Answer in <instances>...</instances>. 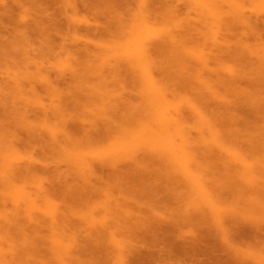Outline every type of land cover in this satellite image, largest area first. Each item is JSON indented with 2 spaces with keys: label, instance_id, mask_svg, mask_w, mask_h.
Returning a JSON list of instances; mask_svg holds the SVG:
<instances>
[{
  "label": "rangeland",
  "instance_id": "1",
  "mask_svg": "<svg viewBox=\"0 0 264 264\" xmlns=\"http://www.w3.org/2000/svg\"><path fill=\"white\" fill-rule=\"evenodd\" d=\"M82 1L83 0H0V257L2 258L0 259V264H59L62 257V262L65 263L68 261L69 264L72 262L73 264H191L190 259H192V264H194L193 255L195 253V248L193 249L192 243L190 244V241H187L186 244L188 245H186V247L184 246V249L183 246L179 247L177 242L181 240L182 237L184 238V236L191 239L196 234L199 235L209 231L207 230L208 227L206 228L208 219L210 218L207 217L208 213L210 214V212H208L210 208L208 210L209 205L207 204H209L211 199H209L207 202H205V199L212 196L218 201L221 199H218L221 194L217 196V193H222V191H224L222 189H226L221 188L223 185H219V188L222 191L218 189L219 192H216L217 189H214L216 193H213L214 190L211 191L212 189H208V187H210L208 185L212 184V180H214L213 178L215 177L209 176L214 175L216 178L221 176L220 174L227 170V168L224 169L223 162H228L227 164H229V162L232 161L230 160V155L232 154V158L234 155H238L239 157L241 156V158L242 156L245 157L246 155V157L243 158L249 162V164H264V65H260L261 63L258 64V58H260V62L264 64V48L258 50V47L261 48L264 46L262 44L261 47L259 46V44L262 42L259 40V36L257 35L258 33L259 35L261 33V39L264 41V0H234L235 2L231 0L232 3L230 0H222L221 2L224 1L223 4L228 3L229 5V3H231V5H227V7L225 6L227 11H235L237 9L236 7L238 6L240 12L241 10L243 11V13L241 12L237 14V12H239L237 9L238 11L230 14L233 17L237 15L238 18L244 16L241 19L236 18L235 20L237 21L235 22L233 21L234 24L232 25L235 28L231 27L230 29H232V32L230 33L229 31L231 30L226 29L225 26H223L221 23L219 24L218 22L217 27L219 25L221 28H211L215 27L212 22V19L213 17L215 18V15H209L211 12L209 13V10H207L206 7L203 8L202 6L204 4H200L199 0H118V2H116L117 4L114 3L117 5L115 7L116 9L108 8V10L104 7H108L109 3H105L104 0H101L102 2L100 0H91V2L95 1V3L100 7H95V5V8H90V10L88 7L83 5ZM111 2L114 1L112 0ZM110 6L112 5L110 4ZM222 8L224 9V6ZM101 9H103V12ZM97 10L101 12L99 13ZM203 14L206 15L207 18H205ZM247 14L249 17H251L250 23L252 20L254 26L258 25V28L256 27L259 31L257 34L255 33L256 31L254 32V30L251 28L252 23L249 24L247 21L245 22L246 19L249 21ZM145 15L146 17H144ZM202 17L204 20L200 19ZM205 19L206 23L211 22L210 24L208 23L210 27L206 26L204 24L205 22L203 23ZM239 21L245 24L244 27L245 29L247 28L248 32L244 31L245 29H240L237 26L238 23L240 25ZM256 21L259 23L256 24ZM35 22H39L38 25ZM195 25L198 26V29H200L199 26L201 29L204 27V29H202V34L204 37L207 35L206 39L209 37V39H211L215 31H224L227 34L226 37L228 36L231 40L230 42H233V45H231V47L233 46L232 49L224 46L225 39L222 46H214V48L219 47L216 50H211L209 48L212 46V44H209V41L204 40L205 43H203V38H200V41H202L199 43V34L201 33L198 34L197 32L196 35L190 34V32L194 33V29L197 27ZM89 26H93V28L95 27L98 30H87L86 28H89ZM193 26L195 27L193 28ZM32 28L34 29L32 30ZM236 28H239L244 36L246 35V42H243L244 38ZM136 31L140 33H136ZM233 31L238 33L234 34ZM141 33L145 38L143 35L141 38L139 37V34L141 35ZM251 33L254 36H248L249 34L251 35ZM229 34H231L232 37ZM172 35H176V42H174V44L170 42ZM217 35V38L214 39H217L218 43H222V34H220V37L219 34ZM236 35L241 37V46H243V44L245 45V43L248 44L249 42V48L252 43H255L253 44V47L251 46L252 49H244V47L247 45L244 47L237 45V43L239 44V41L237 42L236 39L238 36L236 37ZM177 37L178 39L180 38L181 41H179ZM254 37L256 40H253ZM133 38L134 40H132ZM137 38L141 41H139ZM142 38L144 39L143 41L146 40V42H143ZM131 41H133V43ZM234 41L235 43L237 42L236 45ZM159 42L161 44L162 42L164 43L161 45ZM141 43H146L148 47H150L149 45H152V48L155 47V49L151 48L152 51L150 50L151 53L154 52L152 53V60L154 59V61H151V63L149 61L148 66L146 63L149 59L143 60V62H140L137 59H135V61L133 59L130 60L133 55L134 57L136 56L135 54L138 52L141 45L145 46V44L143 45ZM234 46L236 48H234ZM254 46L257 51L253 49ZM226 49L230 50V52L233 50V55L236 57H239L240 55L237 56V53H240L241 57H239V59L236 57H230L231 54L227 52ZM126 50L130 52L129 54L131 56L128 55L129 57H126L127 54L125 53H128ZM249 50L251 53H249ZM246 52L248 54H246ZM257 55L259 57H257ZM199 56H201V58L204 57L207 61L208 66L206 69L201 68V66L203 68H205V66L201 63ZM144 65L148 68H151L155 73L153 74L151 71H149L151 69L148 70ZM143 68L152 73V76L154 77L153 79L156 77V81H158L157 84L160 82V85L162 86L161 89H163L165 94V99L167 97L169 101L167 99L166 101L171 105L165 103V100L164 104L162 103L163 100L160 101L161 99L157 96L158 92L154 87H152L154 85H149L151 84L149 80L152 78H147V73H145L146 76L143 75ZM217 74H219V76H217ZM201 78L202 80L204 79L207 81L208 85L211 87H208L207 89L208 85H203L202 83L205 81H202ZM198 79H200V81ZM220 80H228L229 83L223 84L224 82H221ZM213 94H215L216 97ZM202 96L203 98H201ZM204 97L206 99H204ZM148 99H153L152 103H150L151 100ZM173 102L174 104L172 105ZM190 103L197 106L199 108L198 110H201L199 114H201L202 117L199 114L190 111ZM245 104L247 106H245ZM168 105L171 107V112L173 111L172 106L175 105L174 109L175 107L177 109L179 108L181 113H184L182 115L183 124L185 127H188L189 131V133H187L188 138L186 139L189 142L186 140L182 141L181 134L178 135V130H176V132L172 131L173 136L171 137H174L173 141L175 140V144L179 145L180 147L182 145L187 154V158H192V162L189 160L190 164L197 162L196 168H198V165H201L199 163H203L204 165L206 164V167L211 169L212 175L206 171H203V173L208 176V180L211 181L208 183V180L204 179L206 180V184L208 183L206 185L205 181L203 182V179H201L203 185L208 186L203 188L204 190H202L199 187L200 185H198L200 181L197 183L196 179L194 180L191 175L186 173L183 167L178 163L179 161L182 163L183 157L181 158V161V155H178L179 159L175 162V160L168 154V151L163 149L164 146H166L165 139L162 140L164 144H160L159 142L158 144L160 145L158 146L157 144L155 145L153 141L150 142L149 139L146 142L145 136H143L145 133L140 131L142 125H144L145 128H149L150 126L146 125L151 124L153 120V123L156 122L159 124L157 119L160 116L158 113H160V111L162 113V111L168 109ZM219 105L221 108L229 107L231 110L227 108L226 109L228 111L223 108L221 110ZM58 106H61L63 109L59 108ZM115 106H117L116 109H118V114L116 112L117 110L114 109ZM216 107H218L219 110L216 109ZM111 108L112 110L116 111L111 112ZM149 108L151 113L153 112L152 114L150 112L148 114ZM120 110L123 112V114ZM108 111H110V114ZM46 112L48 114H46ZM56 112L58 114H56ZM174 112L175 111H173V113ZM111 113L114 115L112 114L111 116ZM140 113H142V115ZM155 113L158 115L156 116ZM129 114L130 116H128ZM202 114L206 116H203ZM150 115H152V117ZM233 115H235V117ZM46 116H48V119ZM107 116L110 117V119ZM114 116L116 119H114ZM149 116L151 117V120L149 119ZM106 117L108 119H106ZM188 117V120L190 121L187 120ZM111 120H113V122ZM114 120L119 126L114 124ZM198 120H201L202 124L207 121V124H213L212 126L217 127L216 129L213 127L215 129L213 130L215 132L218 131L221 133V141L223 140L224 146H219L221 143L217 144L214 142V136L212 133H210L211 130H207L206 127L208 126H205L206 123L202 125ZM75 121L82 124L84 123L85 126L87 125L85 128L89 127L88 122L89 124H93L95 122L94 124L96 126L94 125V128L97 129V132L99 131V133L96 132L99 137L94 132L95 135L92 138V134L90 132L88 134L87 132V139H84L85 133L82 135V132L80 131L82 128L79 127V131H75L76 128L73 129L72 122ZM147 121L149 124L146 123ZM76 122L73 123V125L76 124ZM104 123L107 125V129ZM82 124H80V126ZM196 124H198V126ZM199 124L200 126L202 125L200 130H198ZM108 125H110L109 128ZM90 127L93 128V125ZM110 127H113L114 129ZM155 127L156 126L153 124L151 129H154L153 131H158ZM189 127L191 129H189ZM95 129L92 131H96ZM110 129H112L113 132ZM122 129L126 132L122 133ZM119 130L120 132H118ZM128 130L133 131V136H131V131ZM66 131L67 133L70 132L71 135H66ZM134 132L135 135L137 134L136 138ZM128 133L131 136L130 138L128 136L126 138H129V143L121 141V135H128ZM90 134L91 137H89ZM52 138H54V142L57 143H51V141H53ZM184 138H186V135L183 137V139ZM206 138L209 140L211 138L212 139L208 141ZM190 139L192 141H190ZM89 140L90 143H88ZM136 140L138 142H136ZM120 141L125 147L127 145H129L127 146L128 148L131 146L130 149L135 152L133 153L130 149L127 150V152H130L131 156L129 157L131 158H134L135 156L137 157V154L138 157L144 155L145 150H147L145 152L148 154L149 152H154L156 149L159 151L161 150L160 152L163 155L161 156L160 154V156L163 158L162 163L158 169L159 172H156L158 174H156L157 178L154 175L155 179H153V185L155 184L154 187H156L155 192H151V194L147 195H142L140 192H138L137 195H135L138 197L136 198L134 196L136 200L132 199L131 195L129 194L131 191L127 190L126 188L120 189V187H118L119 185H115L122 183L121 180H118L120 178H116L114 176V178L117 180H113L112 175L110 178L107 177L108 175L106 170L104 173H101V170H98L99 172L97 171V175L95 174V178L92 180L93 182H97V184L95 183V186L91 185L90 183L85 184L81 181L85 178L86 171L87 173L90 172L88 169H86V165L84 168L86 170L85 173H81L84 169L82 170V167L78 166L80 164L78 163V160H75V157L80 156L81 154H83L81 156H85L86 154L85 157H88L87 159H91V161L84 157V159H82L84 160V164L86 160L93 164L95 163L94 165H97L99 164V158L102 159L103 157L104 160L105 158L108 160V156L106 157L107 154H105L107 151L109 155L111 154L110 157H113L117 154L116 148H119V144H121L119 143ZM76 143H78V145ZM50 144L51 146H49ZM189 146L191 147L189 148ZM144 147L145 149H142ZM230 147L234 149V152L231 151L232 149ZM79 150H81V152H79ZM114 150L116 151V154L114 153L113 155L111 152ZM236 151L239 152L240 155L236 153ZM103 154L105 155V158ZM118 154H121V152ZM157 154H159L158 151ZM132 155L135 156L133 157ZM236 156H234L233 162ZM13 157H15V160H17L16 158H19L21 161H14V159H12ZM77 158L81 159L79 157ZM94 158L98 159V161ZM92 159L94 160L92 161ZM110 159L113 158H109V160ZM118 159H120V157ZM72 160H75L77 165L74 164ZM221 161L223 162L220 165ZM233 162H230L232 166H227L229 169H231L227 170L228 172H235L234 167H236V165ZM24 164H26L25 166L32 164L33 166H28H30V168L31 166L36 168H33L34 171L28 170V174L26 175L25 170L23 169ZM192 164L191 167L196 165L195 163L194 165ZM239 165H237V167ZM124 166L118 167L117 165L119 169H123ZM201 167H199V169H202ZM12 169L16 170L14 174L11 173L13 171ZM192 169L193 174L195 173L194 170L197 172L195 167ZM20 170H22L21 172L24 171V173L21 174ZM261 171L262 170L259 168V173H261ZM118 173L120 174V171ZM203 173L200 174L201 177L198 172L195 174V176L197 175L202 178ZM232 174L235 176L234 173ZM237 174H239L238 177ZM101 175L104 176V178H102ZM13 176H15V178ZM205 176L203 177L206 178ZM256 176L258 177V175ZM90 177L92 178V176ZM225 177L222 176L221 179ZM235 177H237V181L238 179L239 181L243 180L241 179L242 175L240 173L236 172ZM261 177H258L259 179H257V181L261 180ZM66 178H69V180H66ZM251 178L253 177H250V179ZM262 179L264 178L262 177ZM60 181H62V183L63 181L66 183L72 181L71 184H73V182H78L88 186L89 194L90 191H95V193L92 192L91 194V196L93 195L91 197V201L93 203L92 205L94 206L95 204L96 207H94V209L93 207L90 208L92 205L89 201L91 206L89 205V207L86 208L85 205H83V209L81 206L76 208L78 209L76 211L77 214L72 216L70 222L65 225L66 229L63 232L57 231L55 233L47 224H42L40 226L41 228L35 227L36 225H34V223L36 222L33 221L38 217V213L36 212H39V216H44L48 219L50 218L49 216L51 215V212L55 213L57 210L55 209V211H53L54 208H52L51 203H49V201L53 200L54 197L52 198L50 196L52 199H49L48 201L45 198H48L49 196L46 193H41L40 191L46 189L48 193V190H50L49 193L52 196L53 190L55 193H60L63 187H61ZM239 181L237 183L241 184ZM51 182H60L58 184V188L56 185L51 186ZM227 182L228 181H226V184ZM237 183H235L236 186ZM243 183H246L245 179ZM261 183L258 182V184H255V186H258ZM225 186L226 185H224V187ZM247 186L251 185L247 183ZM226 187L229 188L230 186L228 185ZM241 187L242 188L239 187V190L246 192L243 190L245 187H243L242 184ZM227 189L225 190L226 192L230 190V188L228 190ZM203 191H205L206 194ZM21 193L24 194L22 195ZM229 193L231 195V193L233 194V191L231 192L230 190ZM204 195H207V197ZM224 196L222 194V197ZM226 196L228 197V194ZM241 196L243 202H240L243 205V203H245L244 199H248V197H245L248 196V193ZM239 198L236 197V202H239ZM222 199L220 200V203L226 207V210L230 209V205H225ZM233 199H229V202ZM16 200L20 202L16 204ZM59 201H57L58 204ZM137 201L139 202L138 204H136ZM83 202L85 203L86 201ZM116 204H119V207ZM73 205L76 206L79 204L77 202V204L75 203ZM126 205L129 207H126ZM238 205L240 206V203ZM61 207L62 210L65 209L69 212V207H67L65 202L62 203ZM116 207L118 208L117 214H115ZM136 208L142 209L144 214L147 213L149 216L151 215V218H155L154 222L156 223L152 227H155L156 232H154V235L160 234L161 236L159 235V237H161V240L163 241L167 236V241L165 240L166 243L163 244L158 241L160 238L152 237L154 235L151 236V234H153L152 228V231L148 230L149 228H147L150 233H145V230L143 231L140 229V235H138V231L134 230L133 228L135 227H133L132 231L135 233H129L131 230H127L125 226L128 228L127 225L130 221L126 219L130 218L131 216L128 217L130 214L127 212L129 210L130 212H134V214L132 213L133 217L134 215L145 216L143 213H139L140 211H134ZM59 209H61L60 204ZM125 209H127V211L124 213L123 210ZM203 209L207 213L202 211ZM218 209L220 214H216L215 212L213 213L219 217L218 219L227 221V223L223 221V223L227 224H224V227L229 226L228 221H230V219H225L228 216H224L225 218L221 219V210L220 208ZM223 209L224 208L222 207V211ZM144 210H147V212ZM57 212L59 214V211ZM240 212L242 211L240 210ZM190 214H192V216L204 214V222L206 224L205 227H201L200 222L199 224L197 221L191 220V218L189 219L188 216H190ZM32 215L35 216V218ZM153 215L155 216L152 217ZM246 215L247 214H245V216ZM186 216L188 217L186 219L187 221H184L183 218ZM231 216L233 217V215ZM235 216L237 218V215ZM217 217L214 216L215 221L210 218V224H208V226H213V229L209 227L212 231H219L216 224H222L221 231L223 234V223L222 221L220 222ZM263 217L264 216L260 218ZM68 218L69 217H67V219ZM140 219L143 220L144 218L140 217ZM163 219L165 220L164 222ZM249 219H252L251 222H254V219H256L255 214H250ZM177 220L179 222L175 223ZM236 220L238 222L237 225H239V223L243 224V222L238 221L242 220V218L239 219L238 217ZM261 220L262 219H259V221ZM135 222L138 223L136 219L134 220V223ZM232 222L234 223V221ZM103 223L105 224L103 225ZM159 223L161 226L165 223L170 225L176 224L174 233H172V235H169V232L164 234V231L161 232L162 230L158 227V225L160 226ZM105 225L107 228L104 227ZM214 225L217 227L216 229H214ZM141 226L142 224L140 227ZM197 226H199L200 229ZM136 227L139 229V225H136ZM239 227L235 226V229H238ZM105 230L107 232H105ZM230 230H232V228H230ZM233 230L229 232L235 234ZM65 232L66 234H64ZM134 234H136V237ZM162 234L167 235L162 236ZM177 235H181L182 237ZM221 236L223 237V235ZM151 238H155V242H152L153 240H151ZM218 239L219 237H217V241ZM238 239L236 238V242H232V244H234V248L238 249L236 251L237 253H235L236 255L240 252L239 255H244L246 258L247 254L250 255V253L252 254L253 252L255 256L258 254V250L263 248L252 238L241 239V241L239 240L240 242L237 241ZM248 240H252V242ZM219 243L220 240L218 243L214 242L215 246H218ZM252 243L254 245L257 244L260 248L257 245L254 246ZM56 244L60 246L57 247L58 245ZM260 252L264 253V251ZM262 253H260L259 256ZM190 254H192L191 257ZM62 262L60 264H62Z\"/></svg>",
  "mask_w": 264,
  "mask_h": 264
},
{
  "label": "bare ground",
  "instance_id": "2",
  "mask_svg": "<svg viewBox=\"0 0 264 264\" xmlns=\"http://www.w3.org/2000/svg\"><path fill=\"white\" fill-rule=\"evenodd\" d=\"M69 1V0H68ZM101 1V0H100ZM112 0H104V2L105 3H109V6L108 7H104L105 9L107 8V10H108V8H112V9H116L115 7L117 6V5H115V4H117L116 2H118V0L116 1V0H113L114 2H111ZM222 0H220V1H218V0H199V2H200V4L201 3H203L204 5L202 6L203 8H207V10H209V15H215V18L213 17V24H214V26L215 27H211V28H218V27H220L219 25H218V27H217V22L220 24H222L223 26H225V28L226 29H229V30H231V31H229V33L230 32H232V29H230L231 27H233V28H235L232 24H234L233 23V21L235 22V21H237V20H235L236 18L237 19H241V18H243L242 16H241V18H238V16L237 15H235L234 17L232 16V15H230V14H232L233 12H235V11H238L239 10V6L238 7H236L235 9V11H227V9H225V6L227 7V5H228V3H226V4H223V2L224 1H228V0H224L223 2H221ZM233 2H235L234 0H232ZM232 1L230 0V2L232 3ZM73 2V1H72ZM83 2V5H85L86 7H88V9L90 10V8H95V7H97V6H99L98 4H96L95 3V1H93V2H91V0L90 1H88V0H83L82 1ZM90 2V3H89ZM98 2V1H97ZM102 2V1H101ZM100 2V3H101ZM103 2V3H104ZM220 2V3H219ZM115 3V4H114ZM222 3V4H221ZM231 3H229V5H231ZM102 4V3H101ZM100 4V5H101ZM110 4L112 5V6H110ZM96 5V6H95ZM228 5V6H229ZM238 5V4H237ZM95 6V7H94ZM114 6V7H113ZM224 6V9L222 8ZM100 7V6H99ZM99 7H98V9H99ZM74 8V7H73ZM103 8V9H104ZM103 9H101V11L103 12ZM243 9V8H242ZM100 10V9H99ZM211 10V11H210ZM98 11V10H97ZM101 11H98L99 13L101 12ZM105 11V10H104ZM97 12V13H98ZM106 12V11H105ZM228 12V13H227ZM241 12L243 13V11L241 10ZM240 12V10H239V12H237V14L238 13H241ZM96 13V12H95ZM103 14V13H102ZM105 14V13H104ZM229 14V15H228ZM204 15V14H203ZM244 15H245V13H244ZM105 16V15H104ZM149 16V15H148ZM147 16V17H148ZM205 16V18H207L206 17V15H204ZM246 16V15H245ZM144 17H146V15L144 16ZM143 17V18H144ZM230 17V18H229ZM247 17H248V19H249V21L246 19L245 20V22L247 21L249 24H251L252 23V20H251V23H250V19H251V17H249V15L247 14ZM142 18V19H143ZM229 18V19H228ZM144 19H146V18H144ZM200 19H203V17L202 18H200ZM215 19V20H214ZM216 19H217V21H216ZM204 20V19H203ZM207 20H209V19H207ZM216 21V22H215ZM205 22V23H204ZM215 22V23H214ZM240 22V21H239ZM244 22V21H243ZM254 22V21H253ZM36 23V22H35ZM34 23V24H35ZM39 23V22H38ZM38 23H36L37 25H38ZM203 23L206 25V26H209V24L211 23H206V19H205V21H203ZM238 23V22H237ZM257 23H259L258 21H256V24ZM263 23V22H262ZM34 24H33V26H34ZM35 24V25H36ZM242 24V25H241ZM28 25V24H27ZM36 25V26H37ZM199 25V24H198ZM244 23H241L240 22V25H239V23H238V27L240 28V29H245V27H244ZM110 26V25H109ZM195 26H197V25H195ZM195 26H193V28L195 27ZM236 26V27H237ZM258 26V25H257ZM257 26H254V23H252L251 24V28L254 30V32L257 34L259 31L257 30ZM27 27V26H26ZM210 27V26H209ZM257 27V28H256ZM264 27V26H263ZM35 28V27H34ZM34 28H32V30L34 29ZM39 28H41V27H39ZM192 28V29H193ZM199 28L201 29V27L199 26ZM221 28V27H220ZM239 28H236L240 33H241V35L243 36V42H246V39H245V36H244V34H242V32L239 30ZM256 28V29H255ZM36 29H38V28H36ZM46 29V28H45ZM87 30H92V31H96V30H98L97 28H93V26L92 27H90L89 26V28H86ZM200 29H198V26L194 29V33H191L190 32V34L191 35H196V33L198 32V34L199 33H201V34H199L200 36H199V43H201V41L203 40V43H205L204 42V40L206 41H209V44L211 45L212 44V46H210L209 48L211 49V50H216L217 48H219V47H217V48H214V46L215 45H219V46H222L223 44H224V39H225V44H224V46L225 47H229V48H231L232 49V47H231V45H233V42L231 43L230 41V39H229V37L227 36L226 37V33L224 32V31H222L221 30V32H216L215 31V33L212 35V37H211V39L213 40H211V39H206V37H207V35H205V37H204V35L202 34L203 32V30L202 29H204V27L200 30ZM224 29V28H223ZM225 29V30H226ZM259 30H260V28H259ZM45 31V30H44ZM48 31H49V28H48ZM193 31V30H192ZM243 31V30H242ZM244 31H246V32H248V30H247V28L244 30ZM261 31V30H260ZM91 32V31H90ZM97 33V32H96ZM136 33H140V32H137L136 31ZM211 33V32H210ZM233 33L234 34H237L238 32H234L233 31ZM263 33V32H262ZM98 34V33H97ZM217 34H219V37L221 36L220 34H222V36L223 37H221V42L222 43H218L217 42V39H214V38H217L216 36H218ZM225 34V35H224ZM233 34V35H234ZM143 34L141 33V35L139 34V37L141 38V36H142ZM202 35V36H201ZM230 36H231V34H229ZM238 35H240V34H238ZM238 35H236V37L238 36ZM258 36H259V40L262 42V43H260L259 44V46L261 47V44L264 46V41H263V39H261L262 38V34L260 33V35H259V33L257 34ZM175 36L176 35H172L171 36V39H170V42L171 43H173L174 44V42H176V38H175ZM184 36V35H183ZM182 36V37H183ZM214 36V37H213ZM248 36H254V35H252V33H251V35L249 34ZM143 37H144V35H143ZM195 37V36H194ZM232 37V36H231ZM234 37H235V35H234ZM264 37V36H263ZM145 38V37H144ZM169 38V37H168ZM200 38L202 39L201 41H200ZM222 38H223V41H222ZM252 38V37H251ZM138 39V38H137ZM177 39H178V37H177ZM235 39V38H234ZM132 40H134V38L132 39ZM139 40V39H138ZM144 39L142 38V41H143ZM165 40H167V39H165ZM169 40V39H168ZM179 41H181L180 40V38L178 39ZM191 40H192V37H191ZM196 40V39H195ZM229 40V41H228ZM237 40V42L239 41V44L237 43V45H240L241 46V43L240 42H242L241 41V37L240 36H238V38L236 39ZM253 40H256L255 39V37H254V39ZM139 41H141V40H139ZM162 41V40H161ZM164 41V40H163ZM211 41V42H210ZM215 41V42H214ZM228 41V42H227ZM132 43H133V41H131ZM143 42H146V40L145 41H143ZM255 42H257V41H255ZM160 43V42H159ZM158 43V44H159ZM164 42H162V44H163ZM187 43V42H186ZM206 43H208V42H206ZM234 43H235V41H234ZM236 43H235V45H236ZM141 44H143V43H141ZM145 44V46H140V48H139V50H138V52L135 54L136 56L134 57V55L131 57V59L130 60H134L135 61V59H137V60H139L140 62H143V60H148V62L146 63L147 64V66H148V63H149V61H150V63H151V61L153 62L154 61V59L152 60V53H154V52H152L151 53V48L153 47L152 45H149L150 47H148V45L146 44V43H144ZM143 44V45H144ZM158 44H155V45H158ZM161 44V43H160ZM160 44H159V46H160ZM161 44V45H162ZM248 44H249V42H248ZM248 44L247 43H245V45H247L246 47H244L245 45L243 44V46H241V47H244V49H249L250 48V50L252 49L251 48V46L253 47V44H255V43H252L251 45H250V47L248 48ZM258 44V43H257ZM176 46V45H175ZM174 46V47H175ZM129 47V46H128ZM163 47V46H162ZM241 47H239V48H241ZM159 48V47H158ZM234 48H236L235 46H234ZM264 47H261V48H259L258 47V50H261V49H263ZM127 49V48H126ZM152 49H155V47L154 48H152ZM221 49V48H220ZM253 49H255L256 51H257V49L255 48V46H254V48ZM85 50V49H84ZM151 50V51H150ZM161 50V49H160ZM162 50H163V48H162ZM227 50V49H226ZM249 50V51H250ZM254 50V51H255ZM264 50V49H263ZM91 51V50H90ZM89 51V52H90ZM127 51V50H126ZM233 51V50H232ZM230 52V50H227V52H229L230 54H231V56L230 57H236L235 55H233V52ZM128 52V51H127ZM155 52H157V51H155ZM219 52V51H218ZM238 52V51H237ZM260 52V51H259ZM130 52H128V53H125V54H127V56L126 57H129V56H131L130 54H129ZM244 53V52H243ZM249 53H251V51L249 52ZM257 53V52H256ZM255 53V54H256ZM264 53V52H263ZM87 54V53H86ZM216 54V53H215ZM238 55L237 56H239V57H241V54L240 53H237ZM246 54H248L247 52H246ZM129 55V56H128ZM204 55V54H203ZM245 55V54H244ZM264 55V54H263ZM91 56V55H90ZM200 58V61H201V63L202 64H204V66H205V68H203L202 66H201V68L202 69H206V67L208 66L207 64V61L205 60V58L203 57V58H201V56H199ZM239 57H236V58H238L239 59ZM245 57V56H244ZM248 57H250V56H248ZM257 57H259L258 55H257ZM264 57V56H263ZM206 59H207V57H206ZM260 58H258V64H260V65H264V64H262V62H260L261 60H259ZM264 59V58H263ZM262 59V60H263ZM255 60V59H254ZM133 61V62H134ZM138 61V62H139ZM256 61V60H255ZM248 62V61H247ZM155 63V62H154ZM154 63H152V64H154ZM151 64V65H152ZM256 64H257V62H256ZM121 65V64H120ZM150 65V64H149ZM158 65V64H157ZM145 66V65H144ZM147 66H145V67H147ZM153 66V65H152ZM160 66V65H159ZM158 66V67H159ZM151 67V66H150ZM262 67V66H261ZM163 68V67H162ZM161 68V69H162ZM259 68V67H258ZM145 68H143V71H144V73H143V75H145V73H147V78H154L153 76H152V73L154 74L155 72H153L152 71V69L151 68H148L147 67V69L149 70V69H151V70H149V71H151V72H149V71H147L146 69V71L144 70ZM142 71V72H143ZM213 72V71H212ZM241 73V72H240ZM260 73V72H259ZM149 74H151V75H149ZM165 74V73H164ZM239 74V73H238ZM242 74V73H241ZM59 76V75H58ZM146 76V75H145ZM165 76H166V74H165ZM217 76H219V74H217ZM234 76V75H233ZM242 76V75H241ZM210 77V76H209ZM238 77V76H237ZM211 78V77H210ZM152 79H150L149 80V82H151V84H149V85H154V86H152V87H154L155 88V90L158 92V94H157V96L161 99H159L160 101H162L163 100V104H164V100H165V103H167V101H166V99H167V97H166V99H165V94H164V92H163V89H161L162 88V86L160 85V82H159V84H157L158 83V81H156V77H155V79H153V80H155V81H153ZM219 79V78H218ZM262 79V78H261ZM199 81H200V79H198ZM201 80H202V78H201ZM204 80V79H203ZM202 80V81H203ZM48 81V80H47ZM205 81V80H204ZM214 81V80H213ZM221 82H224L223 84H228L229 83V81L228 80H220ZM219 81V82H220ZM220 82V83H221ZM219 83V84H220ZM203 85H208V83H207V81H205V82H203L202 83ZM156 85V86H155ZM200 85H201V83H200ZM150 86V87H151ZM205 86V87H206ZM216 86H218V85H216ZM208 87H211V86H207V89H208ZM153 88V89H154ZM206 89V88H205ZM206 91H208V90H206ZM214 93V92H213ZM221 93V92H220ZM199 95V94H198ZM205 95V94H204ZM214 96H215V94H213ZM154 96V95H153ZM211 96V95H210ZM155 97V96H154ZM153 97V98H154ZM216 97V96H215ZM156 98V97H155ZM201 98H203V96L201 97ZM219 98V97H218ZM217 98V99H218ZM204 99H206L205 97H204ZM148 100H151V99H148ZM158 100V101H159ZM168 100V99H167ZM224 100V99H223ZM152 101H153V99L151 100V102L150 101H148V102H150V103H152ZM169 101V100H168ZM173 101V100H172ZM175 103H177V102H175ZM1 104V103H0ZM148 104V103H147ZM159 104H161V103H159ZM162 104V105H163ZM167 104H170V103H167ZM174 104V102L172 103V105ZM191 104V103H190ZM69 105V104H68ZM123 105V104H122ZM151 105V104H150ZM158 105V104H157ZM171 105V104H170ZM175 106V105H174ZM174 106H172L173 107V111H175L174 113H173V111L171 112V107L168 105V109H165L164 111H162V113H161V111H160V113H158L159 114V118L157 119L158 121H159V124L158 123H153V121H152V123L156 126L155 128H156V130H158V131H153L154 129H151V127H153V124L151 123V124H149L148 123V121L146 122V123H148L149 125H146V126H150L149 128L148 127H146L145 128V126L144 125H142V128H141V132L142 133H145V135H143V136H145V139H146V142L148 141V139L150 140V142H152L153 141V143H155V145L157 144L158 146L160 145V144H164L163 142H162V140L163 139H165V144H166V146H164V150H166V151H168V154L175 160V162L176 161H178V159H179V156L181 155V157H180V160H181V158H182V163L179 161L178 163L180 164V166H182L183 167V169L185 170V172L186 173H188L189 175H191V177H193V179L195 180L196 179V182L198 183L199 181V183H198V185H200L199 187L202 189V190H204L203 188H205V187H208V186H210V187H208V189H212L211 191H213L214 189H217L216 190V192L218 191V189H220L219 187V185H223V186H221V188H228V187H226V186H230L229 188H230V190H231V192L233 191V194L231 193V195H230V193H229V191L230 190H228L227 192L225 191L226 189H222V190H224V191H222L221 189H220V191H222V193H217V196L218 195H220L219 197H218V199H222L223 200V202L225 203V205H227V206H229L230 207V209H227L226 210V207L224 206V205H222V203H220V200H216L215 198H213L212 196H210V197H208L207 199H205V202H207V201H209V199H211V201H209V204H207V205H209V207H208V210H209V208H210V210L208 211V212H210V214L208 213V218L210 217V218H212V220H214L215 221V218H214V216L215 217H217V213H219L220 214V212H219V209L218 208H220V210H221V219H223V218H225V217H229V216H231V215H233V217L231 216V217H227V218H225V219H230V221H228L229 223V226H225L224 227V224L225 225H227L226 223H227V221L225 220H223L224 222H226V223H223V221L222 220H220V219H218L219 217H217V219L218 220H220V222L222 221V223H223V234H222V228H221V225H219V224H216V226L218 227H216L215 225V227H214V229H219V231L221 232H219V231H212L210 228H212L213 229V226H208V224H210L209 223V219H208V223H207V226H206V228L208 227V229L207 230H209V231H206V233H203V234H199V235H195L194 237H192L191 239L189 238H186L185 236H184V238L180 235H177V236H179V237H182V239L181 240H179L177 243H178V245H179V247L180 246H185L186 247V245H188V244H186L187 243V241H190V244L192 243V246H193V249L195 250V253H194V255H193V257H194V264H264V255H262V254H264V253H262V252H260V251H264V217L263 218H260V217H262V216H264L263 214H264V179H262V177L264 178V164L262 165H255L256 163H250L249 164V162H247L244 158L246 157V155H245V157L244 156H242V158H241V156L239 157L238 155L236 156V155H234V156H236L235 157V160H234V162H233V159H234V156H233V158H232V155H230L231 156V159L230 160H232V161H230L231 163L233 162V163H235V165H236V167H234V170H235V172L234 171H231V172H228L227 170H231V169H229V167H227V166H230L231 164H230V162H229V164H227L228 162H226V163H224L223 161H221L220 162V165L222 164V162H223V167H224V169H226L227 168V170H225L224 172H222L220 175L221 176H219V177H217L216 178V176H214V175H212V172H211V169L210 168H208V167H206V164L204 165L203 163H199V164H203L202 165V167H201V165L199 166L198 165V168H196L197 167V162H193V164L192 165H194V163L196 164V165H194V167H195V169L197 170V172H198V174L200 175L201 173H203V171H206V172H208V173H210L212 176H209V177H215V178H213L214 180H212V184H209L208 186H206L209 182H211L210 180H208V176L205 174V173H203L202 175L203 176H205L206 178H204L203 176H202V178H200L201 177V175H200V177L199 176H195V174H197V172L194 170V174H193V169L192 168H194V167H191V164L189 163V160H190V162H192V158L191 159H188L187 158V154H186V152H185V149L182 147V145H181V147L179 146V145H176L175 144V140L173 141V139H174V137H171V136H173V132H176V130H178V132H179V134L178 135H180L181 134V137H182V141H185L187 138H188V136H187V133H189V131H188V127H187V129H186V127L184 126V124H183V120H182V115L184 114H182L181 113V111H180V109L178 108H176L175 107V109H174ZM245 106H247L246 104H245ZM59 108H61V106H58ZM63 107V106H62ZM116 107L117 106H115V108L114 107H112V108H114V109H116ZM126 107V106H125ZM124 107V108H125ZM219 107H220V105H219ZM67 108V107H66ZM112 108H111V110H112ZM121 108V107H120ZM123 108V109H124ZM129 108V107H128ZM165 108H166V105H165ZM182 108V107H181ZM221 108V107H220ZM223 109H225V110H227V109H229V107H222ZM222 108H221V110H222ZM227 108V109H226ZM61 109H63V108H61ZM152 109V108H151ZM199 108L197 107V106H195L194 104H191L190 105V111H192V112H195V113H197V114H199V112L201 111V110H198ZM216 109H218V107H216ZM41 110V109H40ZM47 110V109H46ZM58 110H60V109H58ZM117 110V111H116ZM116 110H112L111 112H113V111H116L117 112V114H118V109H116ZM122 110V109H121ZM120 110V111H121ZM132 110V109H131ZM134 110V109H133ZM163 110V109H162ZM169 112H168V111ZM183 110H184V108H183ZM182 110V111H183ZM206 110V109H205ZM219 110V109H218ZM220 110V111H221ZM229 110H231V108L229 109ZM261 110V109H260ZM144 111V110H143ZM228 111V110H227ZM232 111H234V110H232ZM236 111V110H235ZM45 112V111H44ZM48 112H50V111H48ZM109 112V114H110V111H108ZM115 112V113H116ZM122 112V111H121ZM149 112L151 113V111H150V108H149V111H148V114H149ZM159 112V111H158ZM191 112V113H192ZM53 113V112H52ZM133 113V112H132ZM145 113H146V111H145ZM153 113V112H152ZM151 113V114H152ZM173 113V114H172ZM225 113V112H224ZM236 113V112H235ZM46 114H48L47 112H46ZM56 114H58L57 112H56ZM62 114V113H61ZM106 114V113H105ZM112 114L113 113H111V116H112ZM122 114H123V112H122ZM126 114V113H125ZM124 114V115H125ZM131 114V113H130ZM130 114L128 115V116H130ZM139 114V113H138ZM141 115H142V113H140ZM147 114V115H148ZM157 114V115H158ZM54 115H55V113H54ZM114 115V114H113ZM119 115H120V113H119ZM146 115V114H145ZM155 115H156V113H155ZM156 115V116H157ZM200 116H201V114H199ZM198 115V116H199ZM203 115V114H202ZM58 116V115H57ZM116 116V115H115ZM114 116V117H115ZM126 116V115H125ZM151 117H152V115H150ZM149 116V117H150ZM186 116V115H185ZM197 116V117H198ZM203 116H206V115H203ZM234 117H235V115H233ZM47 117V119H48V116H46ZM46 117H44V118H46ZM108 117V116H107ZM106 117V119H110V117H108L107 118ZM117 117V116H116ZM116 117L114 118V119H116ZM123 117V116H122ZM143 117V116H142ZM151 117L149 118L150 120H151ZM190 117V116H189ZM189 117L187 118V120L189 119ZM202 117V116H201ZM72 118V117H71ZM138 118V117H137ZM146 118H147V116H146ZM186 118V117H185ZM61 119V118H60ZM93 119V118H92ZM131 119V118H130ZM148 119V120H149ZM62 120V119H61ZM137 120V119H136ZM156 120V121H157ZM202 120V119H201ZM201 120H198L199 121V123L200 124H202L201 123ZM204 120V119H203ZM71 121V120H70ZM91 121V120H90ZM93 121V120H92ZM112 122H113V120H111ZM115 121V120H114ZM138 121H139V119H138ZM137 121V122H138ZM186 121V120H185ZM188 121H190V120H188ZM60 122V121H59ZM76 122V121H75ZM75 122H72V127H73V129H75V131L77 130V131H79V129L80 128H82V129H80V131L82 132V135L84 134V136H85V138L84 139H87L86 138V135H87V132H88V134H89V132L92 134V138H93V136L95 135V133L97 132V129H95L94 127L96 126L94 123L93 124H89V122H88V126L90 127V126H92L93 125V128L96 130V131H92V130H94L93 128H89V127H87V128H85L86 126L84 125V123L82 124V123H79V122H76V124H74L73 125V123H75ZM97 122H98V119H97ZM127 122V121H126ZM141 122V121H140ZM63 123V122H62ZM61 123V124H62ZM106 123V122H105ZM104 123V124H105ZM206 123V124H205ZM211 123V122H210ZM80 124H82L81 126H80ZM103 124V123H102ZM113 124V123H112ZM114 124H117V122L115 121L114 122ZM126 124V123H125ZM129 124V123H128ZM128 124H127V126H128ZM156 124H158V125H156ZM188 124H190V123H188ZM200 124H199V128H198V130H200V127L202 128V125H204L205 124V126H208V127H206L207 128V130L208 131H210V133H212V135L215 137H213V141L214 142H216L217 144L219 143H221V145H219V146H224V144H223V140L221 141V133H219L218 131H214L217 127H215V126H212L213 124H207V121H205L201 126H200ZM79 125V126H78ZM95 125V126H94ZM97 125H98V123H97ZM110 125H111V123H110ZM110 125H108V128H109V126ZM118 125V124H117ZM117 125H115V126H117ZM191 125V124H190ZM197 126H198V124H196ZM78 126V127H77ZM84 126V127H83ZM105 126H106V129H107V125L105 124ZM119 126V125H118ZM121 126V125H120ZM140 126V125H139ZM217 126V125H216ZM80 127V128H79ZM125 127V126H124ZM130 127V126H129ZM191 127V126H190ZM189 127V129H191ZM215 129H214V128ZM83 128H84V130H83ZM98 128H101V127H98ZM110 128H113V127H110ZM116 128V127H115ZM121 128H123V127H121ZM136 128V127H135ZM205 128V127H204ZM66 129V128H65ZM114 129V128H113ZM116 129H118V128H116ZM125 129V128H124ZM137 129V128H136ZM143 129V130H142ZM214 129V130H213ZM101 130H104V129H101ZM112 132H113V130L112 129H110ZM123 130V129H122ZM133 130V129H132ZM132 130H128V131H131V133L133 132ZM151 130V131H150ZM185 130H187V131H185ZM198 130H196V131H198ZM93 133H92V132ZM135 131V130H134ZM173 131V132H172ZM194 131V130H193ZM64 132H65V130H64ZM95 132V133H94ZM118 132H120V130L118 131ZM122 133H124V132H126V131H121ZM149 132V133H148ZM97 133H99V131L97 132ZM96 133V134H97ZM151 133V134H150ZM80 134V133H79ZM91 134L89 135V137H91ZM176 134V133H175ZM174 134V135H175ZM31 135V134H30ZM66 135H68V136H70L71 134H70V132L69 133H67V131H66ZM134 135H135V132H134ZM137 135V134H136ZM136 135H135V138H136ZM151 135V136H150ZM177 135V134H176ZM185 135H186V138H184L183 139V137H185ZM212 135H211V137H212ZM216 135V136H215ZM227 135V134H226ZM33 136V135H32ZM88 136V135H87ZM97 136H98V134H97ZM96 136V137H97ZM119 136H120V134H119ZM122 136V137H121ZM120 137L122 138V140L121 141H125V143H129V138L131 137V136H133V133H132V135L130 136L129 135V133H128V135L127 134H124V135H121ZM126 136V137H125ZM127 136L129 137L128 139H126L127 138ZM140 136V135H139ZM34 137V136H33ZM72 137V136H71ZM75 137V136H74ZM99 137V136H98ZM150 137V138H149ZM152 137V138H151ZM169 137V138H168ZM176 137V136H175ZM48 138V137H47ZM51 138V137H50ZM80 138H83V137H80ZM120 138V139H121ZM134 138V137H133ZM189 138H190V134H189ZM200 138V137H199ZM71 139V138H70ZM76 139H77V137H76ZM167 139V140H166ZM192 139H194V138H192ZM198 139V138H197ZM207 139V138H206ZM212 139V138H211ZM210 139V140H211ZM52 140L53 141H51V143H57V142H54L55 141V139L54 138H52ZM93 140V139H92ZM154 140H155V142H154ZM178 140V139H177ZM202 140V139H201ZM200 140V141H201ZM208 141H210L209 139H207ZM206 140V141H207ZM47 141V140H46ZM72 141V140H71ZM78 141V140H77ZM119 142V143H121V144H119L120 146H119V148H116L117 149V154H116V151L114 152H111V153H113V155H114V153L116 154L115 156H111L110 157V155H109V153H108V151L105 153V154H107L106 155V157L108 158V160H106V158H105V155L103 154V156H104V158H105V160L103 159V157H102V159L101 158H99L100 160H99V164H97V165H94L93 163H91V162H88V161H86L85 160V164H84V160H82V159H84V157L86 156V154H85V156H81V155H83V154H81L80 156H77V157H79V158H81V159H78L77 157H75L76 159V161L78 160L79 162V164L80 165H78V166H80V167H82V170L85 168V166L87 165V167H86V169H88V171L91 173H87V171L84 169L81 173H85V171H86V176H85V178L83 179V180H81L83 183H87V184H91V185H93V186H95V183L97 184V182H93L92 180H93V178H95V174L97 175V171L99 170H101L100 172L101 173H104V171L106 170V173H107V177H111V175L113 176V180L115 179L114 178V176L116 177V178H120V179H118V180H121V182L122 183H120V184H115V185H119L118 187H120V189H127V190H129V191H131V192H129V194L131 195V198L132 199H135L136 200V198L138 197H136L135 195H137V193L138 192H140V194H145V195H147V194H151V192L153 193V192H155V188L156 187H154V185H153V179H155V176H156V178H157V173L159 172V168H160V164L162 163V157L161 156H163L162 154H161V150L159 151V150H154V152H152V153H150L149 152V154L147 153V152H145V151H147V150H145L144 151V155H142V156H139L138 157V154H137V157L135 156V155H132L134 158H131V157H129V156H131L130 155V152H127V150H129L130 149V147L128 148L127 146H129V145H127L126 147L122 144V142ZM132 141V140H131ZM187 141V140H186ZM190 141H192L191 139H190ZM198 141H199V139H198ZM204 141V140H203ZM62 142V141H61ZM75 142V141H74ZM136 142H138L137 140H136ZM141 142V141H140ZM160 142V144H158ZM162 142V143H161ZM168 142V143H167ZM181 142V141H180ZM187 142H189V141H187ZM205 142V141H204ZM229 142V141H228ZM70 143V142H69ZM86 143V142H85ZM88 143H90V140H89V142ZM132 143V142H131ZM186 143V142H185ZM207 143V142H206ZM73 144V143H72ZM77 145H78V143H76ZM134 144V143H133ZM136 144V143H135ZM199 144H201V143H199ZM198 144V145H199ZM48 145V144H47ZM46 145V146H47ZM55 145V144H54ZM70 145V144H69ZM121 145H122V147H121ZM137 145V144H136ZM140 145V144H139ZM153 145V144H152ZM187 145V144H186ZM185 145V146H186ZM230 145V144H229ZM49 146H51V144L49 145ZM74 146V145H73ZM212 146H214V145H212ZM231 146V145H230ZM57 147V146H56ZM81 147V146H80ZM143 147V146H142ZM157 147V146H156ZM155 147V148H156ZM187 147V146H186ZM191 146H189V148H190ZM232 147V146H231ZM230 147V148H231ZM55 148V147H54ZM88 148V147H87ZM128 148V149H127ZM158 148V147H157ZM212 148V147H211ZM229 148V149H230ZM233 148V147H232ZM231 148V149H232ZM76 149H80V148H76ZM82 149V148H81ZM121 149V150H120ZM142 149H145V147L144 148H142ZM141 149V150H142ZM55 150V149H54ZM131 151H132V149H130ZM234 149H232L231 151H233ZM236 150V149H235ZM76 151V150H75ZM85 151V150H84ZM119 151V152H118ZM157 151H158V153L159 154H157ZM191 151H192V148H191ZM78 152V151H77ZM79 152H81V150H79ZM78 152V153H79ZM121 152V154H118V153H120ZM133 152V151H132ZM138 152V151H137ZM189 152V151H188ZM228 152V151H227ZM234 152V151H233ZM133 153H135V152H133ZM145 153H147V154H145ZM229 153H231V152H229ZM236 153H238L239 154V152H237L236 151ZM126 154V155H125ZM143 154V153H142ZM160 154H161V156H160ZM193 154V153H192ZM195 154V153H194ZM242 154V153H241ZM71 155H74V154H71ZM124 155V156H123ZM179 155V156H178ZM240 155V154H239ZM243 155H244V153H243ZM101 156V155H100ZM99 156V157H100ZM118 156V157H117ZM70 157V156H69ZM115 157V158H114ZM120 157V159H118ZM124 157V158H123ZM129 157V158H128ZM244 157V158H243ZM15 157H13L12 159H14ZM72 158V157H71ZM70 158V159H71ZM86 159L88 158V157H85ZM98 158V157H97ZM109 158H113V159H110L109 160ZM123 158V159H122ZM129 160H128V159ZM190 158V157H189ZM17 160H20L19 158H16ZM95 159V158H94ZM94 159H92V161L94 160ZM119 161H118V160ZM125 159V160H124ZM127 159V160H126ZM130 159H131V161H130ZM244 159V160H243ZM246 159H248V158H246ZM17 160H15L14 159V161H16L17 162ZM75 160L73 161L72 160V162L74 163V164H76L75 163ZM87 160H90L91 161V159H87ZM95 160H97L98 161V159H95ZM102 160V161H101ZM118 162H117V161ZM126 162H124V161ZM196 160V159H195ZM237 160V161H236ZM12 161V160H11ZM21 161V160H20ZM128 161V162H127ZM198 161V160H197ZM31 162V161H30ZM94 162H96V161H94ZM206 162H208V161H206ZM205 162V163H206ZM12 163H13V161H12ZM27 163V162H26ZM123 165H122V164ZM163 163H164V161H163ZM264 163V162H263ZM120 164V165H119ZM182 164V165H181ZM240 164V165H239ZM260 164V163H259ZM26 164H24V170H25V173H26V175L28 174L27 172H28V170L29 171H31V170H33V168L35 169L36 167H32L33 165L32 164H28V165H32L31 166V168H30V166H25ZM77 165V164H76ZM82 165V166H81ZM117 165H118V167L119 166H124L123 167V169H119L118 167H117ZM163 165V164H162ZM224 165H226V166H224ZM234 165V166H235ZM237 165H239L238 167H237ZM212 166V165H211ZM232 166V165H231ZM256 166V167H255ZM261 166H262V169H261ZM18 167V166H17ZM16 167V168H17ZM80 167H79V169H80ZM199 167H201L202 169H199ZM241 167V168H240ZM14 168H15V166H14ZM19 168V167H18ZM107 168V169H106ZM109 168V169H108ZM190 168H191V171H190ZM205 168V169H204ZM259 168H260V170H262L261 171V173H259ZM22 169V168H21ZM173 169V168H172ZM233 169V168H232ZM256 169H257V171H256ZM13 170V169H12ZM120 171V174L118 173L119 171ZM223 170V169H222ZM221 170V171H222ZM239 170V171H238ZM11 171V170H10ZM14 171V172H13ZM11 173H15L16 172V170L14 169ZM22 170H20V172H21ZM34 171V170H33ZM33 171H32V173H33ZM98 171V172H99ZM118 171V172H117ZM201 171V172H200ZM241 171H243V172H241ZM255 171V172H254ZM19 172V171H18ZM157 172V173H156ZM182 172V171H181ZM236 172L237 173H240L241 175H242V177H241V179H243V180H240L239 181V179H238V181L239 182H241V184H242V186L243 187H245V189H243L244 191H246V192H243L242 190H239L240 188H242L241 187V184H238L237 182V177H238V175L239 174H237V177H235L236 176ZM10 173V174H11ZM24 173V171L23 172H21V174H23ZM80 173V174H81ZM100 173V174H101ZM226 173V174H225ZM232 173H234V175L235 176H233V174ZM246 173H247V175H246ZM257 173H259V174H257ZM35 174V173H34ZM88 174V175H87ZM157 174V175H156ZM250 174H252V175H250ZM25 175V176H26ZM110 175V176H109ZM155 175V176H154ZM227 175V176H226ZM243 175H245V176H243ZM249 175V176H248ZM256 175H258V177H261L262 175V177H261V180H259V181H257V179H259ZM18 176H19V173H18ZM33 176V175H32ZM90 176H92V178L89 177ZM154 176V177H153ZM222 176L223 177H225V178H223V179H221L222 178ZM229 176V177H228ZM14 178H15V176H13ZM27 177V176H26ZM101 177L102 178H104V176H102L101 175ZM195 177V178H194ZM197 177V178H196ZM234 177V178H233ZM247 179H246V178ZM250 177H253V178H251L250 179ZM256 177V178H255ZM12 178V177H11ZM199 178V179H198ZM240 178V177H239ZM13 179V178H12ZM86 179V180H85ZM88 179V180H87ZM106 179V178H105ZM201 179H203V182L205 181V184H206V180H204V179H207L208 181V183L204 186L203 185V182L201 181ZM209 179H212V178H209ZM217 179V180H216ZM218 179H219V181H218ZM244 179H245V182L246 183H243L244 182ZM256 179V180H255ZM16 180V179H15ZM66 180H69V178L67 179L66 178ZM89 180H90V182H89ZM115 180H117V179H115ZM198 180V181H197ZM231 180V181H230ZM247 180V181H246ZM13 181V180H12ZM85 181V182H84ZM104 181V180H103ZM107 181V180H106ZM109 181V180H108ZM225 183H224V182ZM226 181H228L227 182V184H226ZM232 181H234V182H232ZM253 181V182H252ZM262 183H261V182ZM61 182V187H62V189H61V192L60 193H55L54 192V190H53V196L49 193L50 192V190H48V193H47V190L45 189V190H42V191H40L41 193H46L49 197L48 198H45L46 200H48L49 201V199L51 200L53 197V200H51V201H49V203H51V205H52V208H54V210L53 211H55V209H57L56 211H55V213L53 212H51V215L49 216L50 218H46V217H41V216H39V212H36V213H38V217H37V219L35 218V216H33L34 218V221L33 222H36V223H34V225H36L35 227H40L42 224H44V225H48L55 233L57 232V231H64L66 228H65V225L66 224H68L69 222H70V220H71V218H72V216H74V215H76L77 214V210L78 209H76V208H79L80 206L82 207V209H83V205H85V207L87 208V207H89V205H90V202H91V205L93 204L92 203V201H91V197L93 196H91V194H92V192L93 193H95V191H90V194H89V190H88V186H85V185H83V184H81V183H76V182H73V184H71L72 183V181L70 182H68V183H66L65 181H63V183H62V181H60ZM59 182V183H60ZM119 182V181H118ZM221 182H222V184H221ZM230 182V183H229ZM252 182V183H251ZM255 182V183H254ZM258 182L259 183H261V184H259L258 186H255V184H258ZM58 182L57 183H55V182H51V186L53 185H56L57 186V188H58V184H59ZM66 183V184H65ZM75 183V184H74ZM107 183V182H106ZM201 183V184H200ZM235 183H237V186H236V184ZM247 183L248 184H250L251 186H247ZM254 183V184H253ZM76 184H78V185H76ZM214 184H216V185H214ZM231 184H232V186H231ZM245 186H244V185ZM80 185V186H79ZM111 185V184H110ZM224 185H226L225 187H224ZM254 185V186H253ZM261 185V186H260ZM106 186H107V184H106ZM212 186H213V188H212ZM114 187V186H113ZM117 187V188H118ZM198 187V188H199ZM240 187V188H239ZM249 187V188H248ZM38 188H39V186H38ZM232 188V189H231ZM238 188V189H237ZM248 188V189H247ZM94 189V188H93ZM238 191H236V190ZM23 191V190H22ZM236 191V192H235ZM242 191V192H241ZM202 192V191H201ZM203 192H205V191H203ZM215 192V190L213 191V193ZM215 192V193H216ZM219 192V191H218ZM224 192V193H223ZM246 193H248V196H245L246 198L248 197V199H244L245 200V203H243V205H242V203L240 202V201H242V196L241 195H243V194H246ZM20 194V193H19ZM22 194V193H21ZM24 194V193H23ZM22 194V195H23ZM56 194V195H55ZM205 194H206V192H205ZM222 194H223V196H224V194H225V196L224 197H222ZM228 194V197L226 196ZM96 195V194H95ZM236 195V196H235ZM17 196H19V195H17ZM50 196L52 197V198H50ZM133 196V197H132ZM136 198H135V197ZM205 196V195H204ZM233 196H235V197H233ZM15 197V196H14ZM56 197V198H55ZM205 197H207V195L205 196ZM228 198V202H227V198ZM234 199H233V198ZM236 197L237 198H239V197H241V198H239V202L237 201L236 202ZM29 198H30V196H29ZM33 198V197H32ZM35 198V197H34ZM59 198V199H58ZM126 198V197H125ZM124 198V199H125ZM224 198H226V199H224ZM88 199H90V200H88ZM212 199H215V200H212ZM229 199H233V200H230V202H229ZM59 201V204H60V208L61 209H59V204H58V202L57 201ZM95 200V199H94ZM62 201V202H61ZM83 201H86L85 203L83 202ZM90 201V202H89ZM216 201V202H215ZM20 202V201H19ZM17 200L15 201V203L16 204H18L19 203ZM29 202V201H28ZM32 202V201H31ZM35 202V201H34ZM36 202H38V201H36ZM46 202V201H45ZM63 202H65L66 204H67V207H69V212L68 211H66L65 209H63L62 210V203ZM77 202H78V204L79 205H73V204H77ZM127 202V201H126ZM133 202H134V200H133ZM214 202V203H213ZM243 202V201H242ZM58 205H57V204ZM80 203H81V205H80ZM139 202L137 201L136 202V204H138ZM212 203V204H211ZM233 205H232V204ZM240 203V206L238 205ZM28 204H30V203H28ZM37 205V204H36ZM50 205V204H49ZM88 205V206H87ZM90 205V206H91ZM117 206L119 205V204H116ZM206 205V206H207ZM29 206V205H28ZM58 206V207H57ZM73 206H75V207H73ZM134 206V205H133ZM237 206V207H236ZM17 207H18V205H17ZM48 207V206H47ZM93 207V209H94V207H96V205L94 204V206L92 205L90 208H92ZM119 207V206H118ZM126 207H129V206H127L126 205ZM132 207V206H131ZM136 207H139V206H136ZM222 207L224 208L223 209V211H222ZM239 207V208H238ZM242 207V208H241ZM245 207V208H244ZM20 208V207H19ZM23 208V207H22ZM99 208V207H98ZM97 208V209H98ZM132 208H134V207H132ZM139 208H142V207H139ZM238 208V209H237ZM28 209V208H27ZM76 209V210H75ZM92 209V210H93ZM117 207H116V213L115 214H117ZM212 209V210H211ZM243 209H244V211H243ZM44 210V209H43ZM72 210V211H71ZM115 210V209H114ZM129 210V209H128ZM135 210H137V212L138 211H140L139 213H143L142 211V209H138V208H136V209H134V211ZM218 211V212H216V211ZM240 210L242 211V212H240ZM22 211V210H21ZM27 211V210H26ZM34 211V210H33ZM36 211V210H35ZM39 211V210H38ZM57 211H59V214H58V212ZM61 211V212H60ZM124 211V213L127 211V209H125V210H123ZM144 211H146L147 212V210H144ZM202 211H204V209L202 210ZM237 211V212H236ZM256 211V212H255ZM15 212V211H14ZM23 212V211H22ZM47 212V211H46ZM73 212V213H72ZM205 213H207L206 211H204ZM213 212H215V213H213ZM92 213V212H91ZM90 213V214H91ZM113 213V212H112ZM128 214H130V215H128V217H130V218H128V219H126V220H128V221H130L129 223H128V228L125 226V228L128 230V229H130L131 231H129V233L130 232H133V233H135L134 231H132L133 229L134 230H137L138 231V235H140V231L141 230H145V233L147 232H149L150 233V231H152L153 232V234H151V236L152 235H154L155 233L154 232H156L155 231V227L154 228H152L153 227V225L156 223V222H154L155 220V218H151V215L149 216L147 213L146 214H144L143 213V215H145V216H138V215H134V217H133V214H134V212H130V210L127 212ZM133 213V214H132ZM226 213V214H225ZM229 213H231V214H229ZM258 213V214H257ZM64 214H65V216H64ZM192 214H194V213H192ZM192 214H190V216H188L189 217V219L191 218V220H195V221H197V223H201V227H205V222H204V219H205V217H204V214H201V215H199V216H192ZM214 215V216H212V215ZM245 214H247L246 216H245ZM250 214H255V216H256V219H254V222H251L252 221V219H249V215ZM261 214V215H260ZM13 215H14V213H13ZM92 215H93V213H92ZM195 215V214H194ZM235 215H237V218H236V216ZM241 215V216H240ZM148 216V217H147ZM155 215H153L152 217H154ZM206 216V215H205ZM225 216V217H224ZM235 216V217H234ZM260 216V217H259ZM18 217V216H17ZM21 217V216H20ZM27 217V216H26ZM67 217H69L68 219H67ZM140 217H142V218H144L143 220H141L140 219ZM187 216L185 217V218H183L184 219V221H187L186 219L188 218ZM238 217H239V219L240 218H242V220H244V221H242V220H238V221H240V222H243V224L241 223H239V225H237L238 224V222H237V220L236 219H238ZM16 218V217H15ZM162 218V217H161ZM160 218V219H161ZM235 220H234V219ZM245 218V219H244ZM262 219L261 221H259V219ZM136 219V221L138 222V223H134V220ZM139 219H140V221H139ZM233 219V220H232ZM258 219V220H257ZM15 220V219H14ZM17 220V219H16ZM18 220H19V218H18ZM69 220V221H68ZM162 220V219H161ZM170 220V219H169ZM234 221V223H235V225H234V223L232 222V221ZM256 220V221H255ZM165 220L163 219V222H164ZM179 221L177 220L175 223H178ZM180 222H183V221H180ZM231 222V223H230ZM246 222V223H245ZM106 223V222H105ZM105 223H103V225L105 224ZM140 223V224H139ZM199 223V224H200ZM216 223V222H215ZM142 224V226L140 227V225ZM160 224V223H159ZM234 227H232L231 225ZM136 225H139V229H138V227H136ZM175 225L176 224H163L162 226H161V224H160V226L158 225V227L162 230L161 232H163L164 231V234L165 233H167V232H169L168 234L169 235H172V233H174V231H175ZM241 225V226H240ZM60 226V227H59ZM116 226V225H115ZM235 226H237V227H239L238 229H235ZM68 227V226H67ZM104 227H106L107 228V226L105 225ZM109 227V226H108ZM123 227V226H122ZM121 227V228H122ZM133 227H135V228H133ZM197 227H199V226H197ZM203 227V228H204ZM210 227V228H209ZM229 227V228H228ZM41 228V227H40ZM43 228V227H42ZM103 228V227H102ZM120 228V227H119ZM133 228V229H132ZM147 228H149L148 230H150V231H148L147 230ZM151 228H152V230H151ZM158 228V230L160 231V229ZM179 228V227H178ZM177 228V229H178ZM230 228H232V230H233V232L235 233V234H233V233H231V232H229V231H232V230H230ZM35 229V228H34ZM109 229V228H108ZM107 229V230H108ZM141 229V230H140ZM199 229H200V227H199ZM229 229V230H228ZM87 230V229H86ZM104 230V229H103ZM125 230V229H124ZM179 230V229H178ZM237 230V231H236ZM90 231H91V229H90ZM96 231V230H95ZM94 231V232H95ZM92 232V231H91ZM93 232V233H94ZM99 232V231H98ZM102 232V231H101ZM105 232H107L106 230H105ZM228 232V233H227ZM40 233V232H39ZM92 233V234H93ZM177 233V232H176ZM230 233V234H229ZM38 234V233H37ZM64 234H66V232L64 233ZM96 234V233H95ZM103 234V233H102ZM164 234H162V236L164 235ZM223 235V237L221 236V235ZM57 235V234H56ZM137 235V236H138ZM150 235V234H149ZM160 235V234H159ZM159 235H154V236H152V237H158V238H160V240H158V241H160L161 243H166V235H164V236H166L165 237V239H164V241L163 240H161L162 238L161 237H159ZM168 235V236H169ZM132 236V235H131ZM134 236L136 237V234H134ZM161 236V235H160ZM134 237V238H135ZM217 237H219V239H218V241H217ZM221 237V238H220ZM168 238V237H167ZM177 238V237H176ZM238 239V238H240V239H238L237 241H241V239H247V238H252V239H254L255 240V242L256 243H258V245L260 244V246L261 247H263V248H260L257 244H255V245H257L260 249V251L258 250V254H256L257 256H258V258H257V256L255 257L254 256V254H253V252H252V254L250 253V255L249 254H247V256H246V258H245V256L243 255V256H241V254L239 255V253L236 255L235 253H237L236 251L238 250V249H235L234 248V244H232V242L234 241V242H236V240L235 239ZM155 239V238H154ZM154 239H152L151 238V240H153L152 242H155L154 241ZM172 239V238H171ZM170 239V240H171ZM180 239V238H179ZM135 240V239H134ZM166 240V241H165ZM219 240H220V243H219V245L217 246H215V244H214V242L216 243H218L219 242ZM222 240V241H221ZM224 240V241H223ZM169 241V240H168ZM239 241V242H240ZM248 241H250V240H248ZM170 242V241H169ZM243 242V241H242ZM250 242H252V240L250 241ZM61 244V243H60ZM152 244V243H151ZM153 244H155V243H153ZM157 244V243H156ZM169 244V243H168ZM168 244H167V246H168ZM253 244V243H252ZM56 245H58V244H56ZM166 245V244H165ZM165 245H163V246H165ZM254 245V244H253ZM254 245V246H255ZM263 245V246H262ZM60 245H58L57 247H59ZM160 246V245H159ZM64 247H65V245H64ZM182 247V248H183ZM185 247H184V249H185ZM188 247V246H187ZM67 248V247H66ZM159 248V247H158ZM169 248V247H168ZM177 248V247H176ZM181 248V249H182ZM232 248H234V249H232ZM250 248V247H249ZM163 249H164V247H163ZM178 249V248H177ZM181 249H179V250H181ZM263 249V250H262ZM60 250V249H59ZM161 250H162V247H161ZM234 250V251H233ZM247 250V249H246ZM249 250V249H248ZM253 250V249H252ZM57 251V250H56ZM71 251V250H70ZM169 251H170V249H169ZM245 251V250H244ZM251 251V250H250ZM256 251V250H255ZM60 252V251H59ZM182 252V251H181ZM262 253L260 256H259V254L260 253ZM57 253V252H56ZM65 253V252H64ZM73 253V252H72ZM150 253V252H149ZM184 253V252H183ZM248 253V252H247ZM59 254V253H58ZM66 254H68V253H66ZM243 254V253H242ZM69 255V254H68ZM191 255L192 254H190V257H191ZM61 256V255H60ZM165 256V255H164ZM188 256V255H187ZM237 256H239V257H237ZM253 256V257H252ZM240 257H241V259H240ZM261 257V258H260ZM137 258V257H136ZM142 258H144V257H142ZM263 258V259H262ZM0 259H2L1 257H0ZM59 259H61V258H59ZM59 259H58V261H59ZM62 259H63V257H62ZM62 259H61V261H60V263L62 262ZM255 259V260H254ZM257 259V260H256ZM260 259V260H259ZM262 259V260H261ZM71 260H72V258H71ZM70 260V261H71ZM147 260V259H146ZM189 260V259H188ZM134 262V261H133ZM190 262H191V264H192V259H190ZM1 263V262H0ZM59 263V264H60ZM62 264H69L68 263V261H66L65 263L64 262H62ZM71 264H73V262L71 263ZM133 264V263H132ZM181 264V263H180ZM187 264H189V263H187Z\"/></svg>",
  "mask_w": 264,
  "mask_h": 264
}]
</instances>
